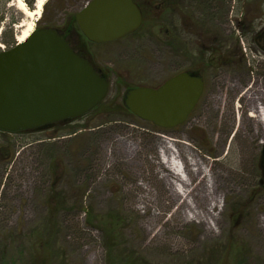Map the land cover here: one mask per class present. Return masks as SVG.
<instances>
[{
    "label": "rangeland",
    "instance_id": "374dc122",
    "mask_svg": "<svg viewBox=\"0 0 264 264\" xmlns=\"http://www.w3.org/2000/svg\"><path fill=\"white\" fill-rule=\"evenodd\" d=\"M89 1L47 0L29 18L10 0L3 25L19 19L17 38L22 23L62 28ZM150 1L136 33L86 40L110 81L101 105L58 130L0 131V147L14 152L9 163L0 156V255L8 264H27L47 231L52 264H105L97 218L110 214L122 220L120 253L147 264H264V125L250 115L264 118V48L254 34L264 29V0H217V8L212 0ZM182 71L205 81L183 124L162 128L128 111L131 89ZM169 145L203 169L188 176L186 196L162 164Z\"/></svg>",
    "mask_w": 264,
    "mask_h": 264
},
{
    "label": "water",
    "instance_id": "95a60500",
    "mask_svg": "<svg viewBox=\"0 0 264 264\" xmlns=\"http://www.w3.org/2000/svg\"><path fill=\"white\" fill-rule=\"evenodd\" d=\"M76 18L88 40L105 43L137 31L144 15L135 0H90ZM204 89L201 76L180 72L159 87L131 89L125 103L139 118L172 128L188 119ZM108 92L109 82L56 29L36 28L25 41L0 51V129L5 131L76 119L98 107Z\"/></svg>",
    "mask_w": 264,
    "mask_h": 264
},
{
    "label": "trees",
    "instance_id": "16d2710c",
    "mask_svg": "<svg viewBox=\"0 0 264 264\" xmlns=\"http://www.w3.org/2000/svg\"><path fill=\"white\" fill-rule=\"evenodd\" d=\"M36 0H25V2L28 4V6L32 7L34 5ZM139 5L142 7L144 14L145 12V7H150L151 1L150 0H136ZM149 1V2H148ZM10 0H0V36L2 35V30L7 27L6 33H5V39H3V42L5 43L7 48H11L17 44V37L15 34V28L16 25L18 24L19 19L13 18L7 26H4V11L8 8L7 6L9 5ZM152 4V3H151ZM126 104V103H125ZM127 106V105H126ZM128 108V107H126ZM96 109V108H95ZM128 111L129 108H128ZM79 118V117H78ZM70 120V121H74ZM70 121H61L54 123L52 127L58 126L61 124H67V122ZM51 127V126H50ZM51 127V128H52ZM32 130H37V129H30V130H18L15 132H28ZM1 132L3 133H10V131H5L3 129H0ZM56 131L50 136V137H55L56 136ZM3 154L4 156V161L7 163L11 162L13 157H14V152L11 151L10 148L7 147H0V156ZM0 162L1 158H0ZM56 181H58L56 179ZM55 208L51 209V213L53 214ZM50 213V217H52ZM99 221L101 231L103 233V245L106 249V255H105V264H147L145 259L143 258L142 255H137L134 256V253L123 256L120 253V247L122 246L123 242L121 241V217H118L116 214H110L107 215L106 217L102 218H97V222ZM92 224V223H91ZM51 232V228H50ZM50 233L47 231L43 238L40 240V245L39 246H34L32 247L31 251L29 252V259L30 261L27 264H52V255L50 253ZM0 264H8L5 259L0 255Z\"/></svg>",
    "mask_w": 264,
    "mask_h": 264
},
{
    "label": "bare ground",
    "instance_id": "6f19581e",
    "mask_svg": "<svg viewBox=\"0 0 264 264\" xmlns=\"http://www.w3.org/2000/svg\"><path fill=\"white\" fill-rule=\"evenodd\" d=\"M46 1L47 0H37L34 9L29 8L25 0H16V5L24 14H26L29 18H31V17L40 16ZM21 25L22 27H26V28L20 33L18 37L19 42L25 41V39H27L30 36L32 31H34L35 22L33 21L30 24L22 23ZM259 107L260 106L257 107L256 105L257 108L256 112H259ZM250 115L256 117L258 121L260 122L262 121L264 125V118L261 117L259 118V115L257 114H250ZM190 155L191 154L188 153L186 155V159H185L186 161L183 160L181 161L178 158V155L176 154V150L172 148V146L170 145L165 146V149L162 152V164H164L166 167L170 169L171 172L170 174L172 177H174L173 178L174 182L178 185V188H176L175 190L177 191V193H179L182 196H186L190 193V191L185 186V185H189L190 177L188 176L191 175V173L197 174L203 171L202 167L198 166L199 162L196 159L191 158ZM197 166L198 168H195Z\"/></svg>",
    "mask_w": 264,
    "mask_h": 264
},
{
    "label": "flooded vegetation",
    "instance_id": "af4514ba",
    "mask_svg": "<svg viewBox=\"0 0 264 264\" xmlns=\"http://www.w3.org/2000/svg\"><path fill=\"white\" fill-rule=\"evenodd\" d=\"M136 1V0H135ZM213 2V6L217 8V0H212ZM142 8V7H141ZM143 10V9H142ZM179 11V15L182 16V11L181 10H178ZM78 13V12H77ZM73 14V16H68L66 18L63 19V22L61 23L62 25V28H55V27H49V28H53V29H56L61 35H63L65 37V39L67 40V42L69 43V45L71 46V48L74 50L75 53H77L78 55H80L82 58L86 59L89 61V63L93 66V68L103 77L105 78L108 82H109V90H110V81L108 79V75L100 70L93 58H92V55L90 54V52L88 51L87 49V46H86V40H88L86 38V36L82 33L81 29L79 28V25H78V21H77V18H76V14ZM143 15H144V20H145V14H144V11H143ZM144 20H143V24L141 25V27L137 30L139 31L143 26H144ZM251 21H255V19L251 20ZM254 24H256V21L253 22ZM196 25V24H195ZM137 31H135L134 33H136ZM249 32H253V28H251V30ZM134 33H131V34H134ZM129 34V35H131ZM255 34V40L256 42H258L259 45H261V47L264 48V44L260 41H264V29H262L260 32L258 31H255L254 32ZM127 35V36H129ZM125 36V37H127ZM124 38V37H123ZM122 39V38H120ZM119 40V39H117ZM89 42H91L90 40H88ZM116 41V40H115ZM113 42V41H111ZM182 72H189L191 74H197L195 72H192V71H182ZM180 73V72H179ZM178 74V73H177ZM176 75V74H175ZM173 75V76H175ZM199 75V74H197ZM171 76V77H173ZM201 76V75H199ZM170 77V78H171ZM202 77V76H201ZM203 78V77H202ZM169 79V78H168ZM167 79V80H168ZM204 80V79H203ZM166 81V80H165ZM164 81V82H165ZM163 82V83H164ZM205 82V81H204ZM162 83V84H163ZM161 84V85H162ZM159 87V86H158ZM156 88V87H154ZM109 93V92H108ZM203 95V94H202ZM202 97V96H201ZM201 99V98H200ZM104 102V101H103ZM102 102V103H103ZM101 103V104H102ZM100 104V105H101ZM192 113V112H191ZM190 113V115H191ZM189 115V116H190Z\"/></svg>",
    "mask_w": 264,
    "mask_h": 264
},
{
    "label": "built area",
    "instance_id": "2783aa9c",
    "mask_svg": "<svg viewBox=\"0 0 264 264\" xmlns=\"http://www.w3.org/2000/svg\"><path fill=\"white\" fill-rule=\"evenodd\" d=\"M3 49H4V47H3Z\"/></svg>",
    "mask_w": 264,
    "mask_h": 264
}]
</instances>
